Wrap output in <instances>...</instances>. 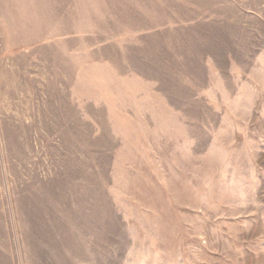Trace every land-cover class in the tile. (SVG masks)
Instances as JSON below:
<instances>
[{"label": "rangeland", "instance_id": "1", "mask_svg": "<svg viewBox=\"0 0 264 264\" xmlns=\"http://www.w3.org/2000/svg\"><path fill=\"white\" fill-rule=\"evenodd\" d=\"M0 264H264V0H0Z\"/></svg>", "mask_w": 264, "mask_h": 264}]
</instances>
